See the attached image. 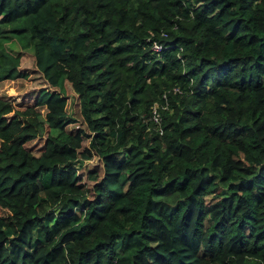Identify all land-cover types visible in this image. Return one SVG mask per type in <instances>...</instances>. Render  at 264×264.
<instances>
[{
    "label": "trees",
    "instance_id": "1",
    "mask_svg": "<svg viewBox=\"0 0 264 264\" xmlns=\"http://www.w3.org/2000/svg\"><path fill=\"white\" fill-rule=\"evenodd\" d=\"M25 52L0 264H264V0H0V82Z\"/></svg>",
    "mask_w": 264,
    "mask_h": 264
},
{
    "label": "rangeland",
    "instance_id": "2",
    "mask_svg": "<svg viewBox=\"0 0 264 264\" xmlns=\"http://www.w3.org/2000/svg\"><path fill=\"white\" fill-rule=\"evenodd\" d=\"M20 66L27 67V77L25 79L18 78L13 80H3L0 82V94L5 95L9 102H12L17 105L30 104L32 103V96L36 90L44 85L43 80L39 77V74L36 72L35 67L32 64V61L28 55V52H25L21 59ZM70 114L80 120L78 114V103L76 98L73 96L72 101L69 105ZM39 141L29 142L30 146H38ZM98 161L95 157H92L90 160H87L78 167V172L83 175L82 179H85V171L93 166H98ZM90 183L89 181H87ZM210 199V196L207 197Z\"/></svg>",
    "mask_w": 264,
    "mask_h": 264
},
{
    "label": "built area",
    "instance_id": "3",
    "mask_svg": "<svg viewBox=\"0 0 264 264\" xmlns=\"http://www.w3.org/2000/svg\"><path fill=\"white\" fill-rule=\"evenodd\" d=\"M152 49L154 50H158L160 47V44L157 43V42H153L152 45H151ZM172 91H176V88H172ZM162 99H163V105H162V108H167L168 104H167V97L165 95V93L162 94ZM160 114H159V111L157 110V104L154 103L152 106H151V116H150V119L153 121V123H155V126L157 127V129L160 130V126H159V123H160Z\"/></svg>",
    "mask_w": 264,
    "mask_h": 264
}]
</instances>
